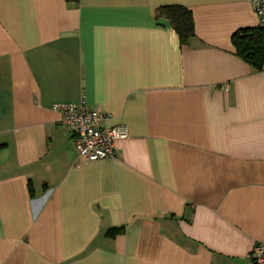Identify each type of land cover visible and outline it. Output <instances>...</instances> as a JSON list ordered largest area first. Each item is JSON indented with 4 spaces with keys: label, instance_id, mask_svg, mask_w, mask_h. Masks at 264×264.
I'll use <instances>...</instances> for the list:
<instances>
[{
    "label": "crops",
    "instance_id": "0c3cea01",
    "mask_svg": "<svg viewBox=\"0 0 264 264\" xmlns=\"http://www.w3.org/2000/svg\"><path fill=\"white\" fill-rule=\"evenodd\" d=\"M258 26L252 0H0V264H254L264 69L232 37ZM61 103L125 125L116 157L79 161Z\"/></svg>",
    "mask_w": 264,
    "mask_h": 264
},
{
    "label": "built area",
    "instance_id": "2783aa9c",
    "mask_svg": "<svg viewBox=\"0 0 264 264\" xmlns=\"http://www.w3.org/2000/svg\"><path fill=\"white\" fill-rule=\"evenodd\" d=\"M252 3L259 16L260 26L264 28V0H252ZM53 108L61 112V123L72 133L79 161L115 158V140L129 136V130L125 125L109 127L108 114L90 108L84 103H61L55 104ZM252 258L254 264H264L263 242L256 244Z\"/></svg>",
    "mask_w": 264,
    "mask_h": 264
},
{
    "label": "trees",
    "instance_id": "16d2710c",
    "mask_svg": "<svg viewBox=\"0 0 264 264\" xmlns=\"http://www.w3.org/2000/svg\"><path fill=\"white\" fill-rule=\"evenodd\" d=\"M157 19L167 20L177 31L183 43L195 36V22L192 11L184 6H162ZM237 53L257 69H264V28L240 29L232 37Z\"/></svg>",
    "mask_w": 264,
    "mask_h": 264
}]
</instances>
